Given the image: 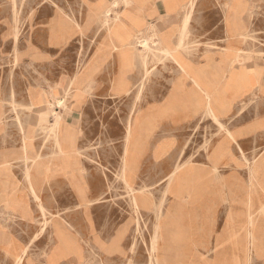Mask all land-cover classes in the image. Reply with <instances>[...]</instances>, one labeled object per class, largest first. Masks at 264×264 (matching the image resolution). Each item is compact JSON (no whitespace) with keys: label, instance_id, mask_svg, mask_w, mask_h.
Returning <instances> with one entry per match:
<instances>
[{"label":"rangeland","instance_id":"rangeland-1","mask_svg":"<svg viewBox=\"0 0 264 264\" xmlns=\"http://www.w3.org/2000/svg\"><path fill=\"white\" fill-rule=\"evenodd\" d=\"M111 2L0 0V129H5V147L13 146L5 148L2 156L31 165L27 166L29 171L31 167L33 170L32 176L27 172L28 190L31 193V179L39 200L31 194L40 213L36 224L38 244L25 249L21 262L19 257L24 250L21 255L3 261L0 255V264H66L55 261L51 254L60 231L82 240L86 253L82 264H169L166 253L171 245L164 244V229L174 234V264H264V167L258 158L251 162L243 156L248 182L239 187L241 196L235 192L238 187L234 189L219 180L225 172L223 165L199 169L191 158H181L163 179L158 176L161 167H145L151 170L150 181L137 182L143 148L158 135L163 121L175 124L179 116H167L174 90L163 106L155 104L145 109L148 98L164 95L175 71L179 73L178 79L186 76L170 57L152 47L150 74L145 78L135 38L149 36L151 26L162 31L168 24L159 20L139 22L156 0H148L144 11L134 5L111 10ZM179 14L184 18L186 11L182 8ZM193 17L181 49L184 57L199 60L201 51L210 50L209 53L225 58L233 66L264 64V0H197ZM120 21L125 30L120 29ZM181 25L182 22L174 25L176 32L170 38L173 44L180 37ZM236 25L241 30H236ZM127 29L135 31L136 36L125 39L121 31ZM49 32L54 47L48 44ZM119 40L132 45L136 53L128 70L121 51L115 48ZM112 59L118 72L111 79L113 94L109 98L107 88L104 90L96 78L103 64ZM109 68V64L103 67L101 74H107ZM122 77L130 93H119ZM60 100L63 107H58ZM45 109L48 115L37 125V113ZM51 110L61 117L57 126ZM221 119L224 127L216 121L214 128L200 127L188 156L196 152L202 140L207 141V136L214 140L223 137L221 142L224 141L232 124L226 126ZM29 129L32 139L26 137ZM167 141L169 147L174 145L175 136ZM25 147L38 157L40 171L25 157ZM177 168L179 171L172 175ZM205 174L216 175L219 193L213 198L201 181ZM227 188L230 193L225 195ZM10 203L9 208L15 210L14 203ZM205 203L218 206L216 210L199 213L198 208H204ZM223 203L228 205L227 215ZM39 205L47 210L46 217ZM237 205L240 211L235 210ZM170 222L175 224L170 227ZM207 223L212 230H206ZM120 230L124 233L117 244ZM106 248L111 251L105 252Z\"/></svg>","mask_w":264,"mask_h":264},{"label":"crops","instance_id":"crops-1","mask_svg":"<svg viewBox=\"0 0 264 264\" xmlns=\"http://www.w3.org/2000/svg\"><path fill=\"white\" fill-rule=\"evenodd\" d=\"M166 1L169 2L168 7L174 10L158 8L156 0L153 8L147 15L139 19V22L147 23L148 21L159 20V22L168 23L163 26L162 31L170 41L172 34L176 32L174 25L179 26L183 21L182 15L179 14L182 4L178 0ZM148 4L147 0L141 4H134V6L139 11H142ZM144 25L138 26L144 27ZM138 26L133 27V29H137ZM121 32L125 39L136 36L134 34L135 31L132 32L134 34L132 35L129 29ZM48 34V44L50 47L56 46L51 42L50 32ZM206 51L208 50L200 52L201 56L199 60H190L196 71L195 73L193 72L194 74L190 76L184 75L186 77L178 79L179 73L174 70L175 74L170 80L167 92L159 96L154 94L148 98L149 102L145 105V109L147 106L155 104L163 106L167 102L171 91L174 90L173 95L176 106L173 110L167 111V116L178 113L179 116L175 124L171 121H163L159 125L158 135H155L143 148V154L138 160L140 170L138 171L137 182L139 183L142 180L144 182L150 181L151 170L146 169V171L145 167H161L162 169L159 171L158 176L160 179H163L167 173L171 172L173 165L181 158H191L196 162V166L199 169H211L213 164L223 165L225 172L220 175L219 180L228 182L234 189L238 187V191L235 192L241 196L242 193H240L239 187L245 186L248 182L247 168L243 166L245 165V161L242 152L251 162L258 158L260 166L264 167V64L255 65L254 67L244 64L233 66L225 58L216 57L213 53L207 52L203 59L202 55ZM108 64L110 68L107 74L105 72L101 74L102 68ZM117 72V64L112 59L103 64L96 78L103 84L104 90L107 88L109 98L113 94L111 91V79ZM199 72L201 75L195 76ZM63 77L54 85L60 83ZM132 81L135 83L136 77L132 78ZM194 81L200 85L201 90L195 85ZM173 84L176 85L175 88H173ZM204 91L212 97L211 109L217 117L222 118L221 121L226 126H231L232 124L230 130L235 141L229 139L227 135H225L223 142H221L223 137L214 140V138L210 139V136H207V141L202 140L198 144L196 152L188 156V152L195 137L198 135L200 127L204 129V127L209 128L212 125L214 128L215 124L213 119L207 116L210 102L205 97ZM28 103L30 104V98ZM2 108L6 115V108L3 104ZM3 130L5 129H0L1 261L4 258L7 260L10 256L21 255L23 250H28V247L38 244L39 239H37V234L39 227L36 224L40 215L37 203L32 196L33 193L31 191V194L28 190V165L21 159H4L2 156L6 150L5 148H13L12 145L5 147L3 140L6 135H2ZM172 135L175 136V144L169 147L167 140L173 137ZM260 149L262 152L257 153ZM29 166L31 165L29 164ZM29 174L33 175L32 167ZM215 176L213 174H205L201 179L207 187L208 196L212 198L216 196V193H219V188L215 184L217 182ZM55 178H52L51 181ZM62 178L66 179L65 177ZM5 192L7 193L5 194ZM224 193L227 195L230 193V190L227 188L224 190ZM10 199L14 203L15 210L9 208L11 204ZM205 204L204 208L197 207L199 213H207L211 208L215 209L218 206H213V203ZM223 206H226L227 215L228 205L223 203ZM234 208L238 211L241 210L239 205ZM211 228V224L207 223L206 230H212ZM58 235H60V238L57 237V241L54 244L55 247L51 253L52 258L55 261L66 262V264H82L86 260L82 240L79 242L78 239L65 231H60ZM213 238L211 237V242ZM211 247L213 248V245ZM199 251L203 252L202 249H199ZM105 252L110 251L106 248Z\"/></svg>","mask_w":264,"mask_h":264},{"label":"bare ground","instance_id":"bare-ground-1","mask_svg":"<svg viewBox=\"0 0 264 264\" xmlns=\"http://www.w3.org/2000/svg\"><path fill=\"white\" fill-rule=\"evenodd\" d=\"M15 1V0H14ZM145 1L147 0H112L111 4H110V9L111 10H114L116 9L118 6L120 5H124L125 7H129L131 5H134V4H141V3H144ZM23 2V1H22ZM25 2V1H24ZM178 2L180 4H182V8L183 10L186 11V14L183 18V21H182V25H181V29H180V37L177 41L176 44H173L169 41V39L167 38V36H165L164 32L163 31H159V30H156L154 27L151 26V33L149 34V36L147 37H144V36H139L138 38H135L136 39V44H137V48H139V52L138 54L140 53V58H141V64L142 66L144 67L145 71H146V76L145 78H148L149 74H150V70H149V64H150V60H151V55H152V47H155L157 48L162 54L166 55L167 57H170L173 62L180 68V70L183 72V75H188L190 76L191 74H194L196 71H195V68L193 66V64L190 62V60L186 57H184L182 54H181V49L183 48V41H184V38L186 37V31L188 29V26L190 24V21L192 20V17H193V13H194V8H195V4L197 2V0H178ZM168 1L166 0H157V6L158 8L160 9H167V10H174L173 8H169L168 7ZM24 6V5H23ZM231 6V5H230ZM111 12V11H110ZM107 13H109V11H107ZM227 13V11H226ZM16 15V14H15ZM118 13H117V18H118ZM93 16V15H92ZM96 17V16H94ZM114 17V16H113ZM101 18V17H100ZM116 18V19H117ZM162 19V18H161ZM109 21V20H108ZM19 22V21H18ZM122 23V25H120V29L121 30H125L124 29V24L122 21H120V24ZM89 25V24H88ZM108 25V23H107ZM110 25V24H109ZM235 29L237 30H241V26H235ZM239 35H241L242 37H246V34H241V33H238ZM251 35V34H250ZM113 36H114V32H113ZM115 39V37H114ZM187 40V39H186ZM117 44L115 45V48L119 49L121 51V55L123 57V63H124V66L126 67V70H128L131 66H133L134 64V47L132 45H128L124 42H122L121 40H119V42H116ZM153 45V46H151ZM213 50V49H212ZM193 51V50H192ZM210 51V50H209ZM208 51V53H209ZM240 53V52H238ZM242 53V52H241ZM151 54V55H150ZM154 54V53H153ZM211 54V53H210ZM239 55H242V54H239ZM163 56V55H162ZM166 58V57H165ZM161 59V58H160ZM164 59V58H163ZM161 60V61H164V60ZM238 59V58H237ZM137 60V59H136ZM241 61V60H240ZM169 62V61H168ZM164 63V62H163ZM162 63V64H163ZM171 63V62H170ZM152 71V70H151ZM194 72V73H193ZM201 73H196L195 76H200ZM77 76V75H76ZM151 77V76H150ZM143 78V77H142ZM216 80H219V79H216ZM217 82V81H216ZM195 85L201 90L202 88L200 87V85L194 81ZM74 84V83H73ZM71 84V87L72 85ZM125 85H128L127 84V81L124 77L121 78V81H120V84H119V87H118V90H119V93H122L123 91H126L127 93H130L129 89L126 88L125 89ZM59 86V85H58ZM127 87V86H126ZM136 87V86H135ZM176 87V85H174V88ZM133 88V87H132ZM114 89V88H113ZM134 89V88H133ZM143 87H141V90H139V93L142 91ZM53 91V90H52ZM70 91V90H69ZM174 93V91H173ZM173 93L171 94V97H170V100L168 102V105H167V108L168 110H173L176 106V102H175V98H174V95ZM69 94V93H68ZM204 94H205V97L207 99H209V109H208V112H207V116H210L214 122L216 121L217 123H219L222 127H224L219 118L217 117V115L214 113V111L211 109V100H212V97L209 95V93H207L206 91H204ZM139 96V95H138ZM96 97V96H95ZM67 100V99H65ZM213 101V100H212ZM65 102V101H64ZM58 104V107H63V102L58 101L57 102ZM136 104V103H135ZM245 105V104H244ZM54 107V106H53ZM32 109V108H31ZM48 110L45 109V110H40L38 113H37V117H36V124L37 125H41L45 119H46V116L48 115ZM83 112V111H82ZM206 112V111H205ZM51 113L53 114V116L55 117L56 119V124L55 126H57L60 122V119L61 117L58 115V113L55 111V110H51ZM138 114V113H137ZM81 121V120H80ZM3 123V122H2ZM52 123V122H51ZM81 123V122H80ZM22 125V124H21ZM25 125V124H24ZM54 126V127H55ZM60 126V125H59ZM147 126V125H146ZM145 126V127H146ZM130 127H128V135H127V141L130 140L131 138V131L129 130ZM48 130V129H46ZM218 130V129H217ZM53 132V131H52ZM30 129L28 131V135L26 136L27 138L29 139H32L30 137ZM218 133V132H217ZM227 137L233 141H235L233 135L231 134L230 131L227 130ZM40 138V137H39ZM125 140V139H124ZM7 141V140H6ZM58 144L61 145V141L60 139L58 138L57 140ZM5 142V141H4ZM6 145V143H5ZM37 152V151H36ZM79 153V152H78ZM24 154H25V157L27 159H30L32 160V163L34 164L35 168H36V171H40L41 169V163L38 159V157H36L35 155H33L26 147L24 148ZM82 155V154H80ZM242 155H244V153L242 152ZM124 156V155H123ZM134 156H136V154H134ZM180 157V156H179ZM42 158V157H41ZM45 158V156L43 157ZM42 158V159H43ZM47 158V157H46ZM29 160V161H30ZM23 161V160H22ZM187 162V161H186ZM249 164V163H248ZM256 164V163H255ZM253 166V165H252ZM256 167V166H255ZM30 169V168H29ZM100 169V168H99ZM179 171V168L175 169V171L173 172L172 175H174L176 172ZM254 171V170H253ZM30 172V171H28ZM250 172V171H249ZM48 173V172H47ZM253 173V176L255 175L254 172ZM217 174V173H216ZM105 175V174H104ZM218 175V174H217ZM251 175V174H250ZM252 176V175H251ZM28 177H29V174H28ZM107 177V176H106ZM219 177V176H218ZM217 177V178H218ZM256 177V176H255ZM30 178V177H29ZM220 179V178H219ZM29 182H30V188H31V191L32 193L35 195V197L39 200V197L36 196V190L33 186V183L31 181V179H29ZM250 187V186H249ZM112 188V187H111ZM144 188V187H143ZM142 189V188H141ZM146 189V188H145ZM180 190V189H179ZM140 191V190H139ZM141 192V191H140ZM134 193V192H133ZM81 196V195H80ZM81 199L83 201H87L86 198H83L81 196ZM248 199V198H247ZM250 199V198H249ZM251 200V199H250ZM98 202V201H97ZM96 202V203H97ZM160 202V201H159ZM252 202V201H251ZM92 203V202H91ZM166 203V202H165ZM253 203V202H252ZM42 204V203H41ZM250 204V203H249ZM253 206V205H251ZM40 209H41V212L43 214V216L46 217V214H47V210L45 209V207L43 205H39ZM157 207V206H156ZM162 207V206H160ZM250 207V206H249ZM159 208V206H158ZM254 208V206H253ZM252 208V209H253ZM250 209V208H249ZM139 210V209H138ZM158 211V210H157ZM175 211V210H174ZM260 211V210H259ZM258 211V212H259ZM252 214V213H251ZM260 214V213H259ZM263 214V212H262ZM51 215V214H50ZM231 215V214H230ZM55 217V216H54ZM252 216H251V221H252ZM53 219V218H52ZM233 219V217H232ZM234 220V219H233ZM67 222V221H66ZM252 223V222H251ZM69 224V222H68ZM170 225V227L172 225H174L175 223H168ZM72 225V224H70ZM69 225V226H70ZM54 226V225H53ZM252 226V225H251ZM169 227V229H170ZM140 228V227H139ZM160 228V226L157 225V229ZM9 230V229H8ZM45 230V228L43 229ZM55 231V229H54ZM124 233V230H120L118 232V236L116 238V243L118 244L119 243V239L120 237L123 235ZM232 233V232H231ZM156 234L155 233V238H156ZM234 234V233H233ZM252 234V233H251ZM79 235V234H78ZM174 234L171 233L170 230H165L164 229V244H170L171 245V249H170V252L169 253H166V260L169 264H174L175 261H176V248L174 247V244L172 242V237H173ZM254 235V234H253ZM54 236V235H53ZM59 238H60V235H58ZM81 236V235H79ZM233 236V235H232ZM231 236V237H232ZM255 236V235H254ZM236 238V236L234 237ZM233 238V239H234ZM254 238V237H253ZM252 238V239H253ZM232 240V239H231ZM237 240V239H236ZM248 242V241H247ZM156 242L154 241L152 244L154 245ZM108 251H111V248H107ZM155 250V248L153 249ZM26 254V250H24V253L23 255H21L19 257V262L22 261V259L24 258V255ZM168 254H170V258H167ZM157 261V260H156ZM236 261V260H235ZM240 261V260H239ZM253 263V262H252ZM157 264H158V261H157Z\"/></svg>","mask_w":264,"mask_h":264}]
</instances>
